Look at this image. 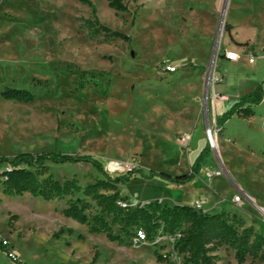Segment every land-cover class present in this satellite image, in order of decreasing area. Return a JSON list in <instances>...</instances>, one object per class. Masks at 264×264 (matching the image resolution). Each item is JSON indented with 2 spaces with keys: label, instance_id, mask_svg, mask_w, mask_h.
<instances>
[{
  "label": "rangeland",
  "instance_id": "obj_1",
  "mask_svg": "<svg viewBox=\"0 0 264 264\" xmlns=\"http://www.w3.org/2000/svg\"><path fill=\"white\" fill-rule=\"evenodd\" d=\"M88 1L99 24L129 36V45L91 36L85 22L93 15L80 0H0V94L34 96L32 104L0 96V156H91L112 177L134 169L181 176L207 145L210 155L197 179L175 186L134 175L118 186L123 203L192 206L200 200L204 213L225 211L264 237V104L256 108L254 126L232 120L213 145L205 134L217 127L213 87L223 75V53L243 49L232 42L264 44V0H231L232 9L230 0H124L127 12L117 17L107 0ZM257 58L255 65L241 62L224 72L249 77L242 84L247 90L261 79ZM164 64L176 72L166 75ZM47 168L57 181L75 178L81 187L101 179L86 164ZM217 168L224 176L208 181L205 172ZM238 193L243 199L233 203ZM67 200L2 197L0 236L19 262L91 264L96 255L94 264H167L156 262L157 253L182 264L167 237L118 245L89 234L61 215ZM215 255L217 264H237L228 248ZM251 262L247 257L244 264ZM0 264L14 263L0 252Z\"/></svg>",
  "mask_w": 264,
  "mask_h": 264
},
{
  "label": "trees",
  "instance_id": "obj_2",
  "mask_svg": "<svg viewBox=\"0 0 264 264\" xmlns=\"http://www.w3.org/2000/svg\"><path fill=\"white\" fill-rule=\"evenodd\" d=\"M136 2L137 0H132ZM88 6L93 15L92 21H86L87 31L91 36L102 34L106 40H120L130 44V37L115 32L99 24L96 10L88 0H80ZM108 7L119 14L127 12L124 0H107ZM135 18H132V24ZM235 46L247 47L248 44ZM264 51V50H263ZM200 68V67H199ZM82 88V86H80ZM4 101L20 104H32L34 96L26 90H6L0 94ZM264 91L257 86L251 93L241 97L228 111L217 120V128H222L227 121L236 116L247 120L252 117L251 108L260 105ZM207 145L199 152L192 163L189 173L181 176H169L150 171L144 175L141 170H130L124 175L112 177L102 164L91 156H71L57 153H21L14 157L0 156V205L2 197H22L25 194L44 202L63 201L69 198L61 211L64 218L71 219L85 226L91 235H104L118 245L142 235L145 242L167 237L173 252L182 257V264H217L215 253L222 247L234 252L237 264H244L247 257L264 263V237L254 233L251 228H244L236 216H229L225 211L207 214L196 211L188 205H162L154 201L145 205L128 206L121 198L118 186L127 183L134 175L146 180L158 178L164 182L181 186L197 179L204 161L209 157ZM47 163L53 165L91 166L101 179L81 187L75 178L57 181L47 175ZM47 175V176H46ZM45 177V178H44ZM77 197L76 199H73ZM93 204V205H92ZM117 228L115 234L113 229ZM64 230H60L59 233ZM0 252L9 255L7 246L0 243ZM157 263L170 264L167 256L155 254ZM96 261L94 256L92 263ZM14 264H23L15 261Z\"/></svg>",
  "mask_w": 264,
  "mask_h": 264
},
{
  "label": "crops",
  "instance_id": "obj_3",
  "mask_svg": "<svg viewBox=\"0 0 264 264\" xmlns=\"http://www.w3.org/2000/svg\"><path fill=\"white\" fill-rule=\"evenodd\" d=\"M231 5H232V1L230 0V4H229L230 9H232ZM227 19H228V17H227ZM235 43H237V44L247 43L250 46L243 47V49H240V50H238L237 48H230V49L226 50V51H236L239 54V60L235 63L229 62L224 57H222L224 62H225V66H222L223 75H222L220 83L215 84L213 87V91H214L215 95L217 96L214 101H215L216 114L218 117H220L223 113L228 111L241 97L251 93L257 86H260L264 91V68L261 70L262 75H261L260 81L254 82V84L251 87H249L247 90H244V91H243V88H245V86L242 84L246 83L247 79L249 77H246L247 79L243 77V80H242V76H241V79L236 75H232L229 77L224 72L229 66L237 65L241 62H244L245 64H248V65H255L256 59H258L257 57H260V60L262 59V66H264V51H263L264 50V44L259 46L255 41H251V40L238 41ZM248 51H252L254 54L257 55V57L256 56L254 57V62L252 64H250L248 62V57L246 55V53ZM254 70L255 69H252V71H254ZM166 75H170V74H166ZM252 76H254V75H252ZM217 86H220L218 90H217ZM218 103H220V109L217 111L216 105ZM263 104H264V97H263V100L260 103V105L251 108L252 113H253L252 117H250L247 120H242V119H238L236 116H234L229 121H227L225 123V125L223 126L224 129L226 128L228 122H230L232 120H234V121L242 120V124L247 123V124H251L254 126L253 123H254V118L256 117V108L262 106ZM175 205H177V204H175Z\"/></svg>",
  "mask_w": 264,
  "mask_h": 264
},
{
  "label": "built area",
  "instance_id": "obj_4",
  "mask_svg": "<svg viewBox=\"0 0 264 264\" xmlns=\"http://www.w3.org/2000/svg\"><path fill=\"white\" fill-rule=\"evenodd\" d=\"M247 57H248V62L250 64H252L254 62V55L252 53V51H248L246 53ZM223 57L229 61V62H237L239 60V54L236 51H225L223 53ZM163 72L166 74H174L176 72V67L168 65V64H164L163 66ZM221 79H216V82H220ZM215 131H213L211 128H208L206 131V137H207V141L210 145H213V141H214V136H216V133L219 131V129L217 127H215ZM185 141V139H183ZM224 176V171L223 169L217 168V169H213V170H209L205 172V177L208 181H211L214 178H220ZM244 194L243 193H238V195L234 196V198L232 199L233 203H238L240 202V199H243ZM121 207H124L125 204H120ZM192 208L196 211L202 212L204 213V202L200 201V200H196L194 201ZM138 237H140L143 240L142 235L138 234ZM0 243H2V245L7 246V249L9 250V255L7 256L13 263L15 261H18L15 258V254H12V250L7 242V240H5L4 238H2L0 236ZM6 255V254H5Z\"/></svg>",
  "mask_w": 264,
  "mask_h": 264
},
{
  "label": "bare ground",
  "instance_id": "obj_5",
  "mask_svg": "<svg viewBox=\"0 0 264 264\" xmlns=\"http://www.w3.org/2000/svg\"><path fill=\"white\" fill-rule=\"evenodd\" d=\"M214 144H215V140H214Z\"/></svg>",
  "mask_w": 264,
  "mask_h": 264
},
{
  "label": "water",
  "instance_id": "obj_6",
  "mask_svg": "<svg viewBox=\"0 0 264 264\" xmlns=\"http://www.w3.org/2000/svg\"><path fill=\"white\" fill-rule=\"evenodd\" d=\"M132 55H134V54H132Z\"/></svg>",
  "mask_w": 264,
  "mask_h": 264
}]
</instances>
